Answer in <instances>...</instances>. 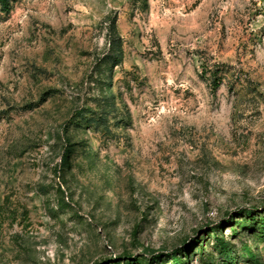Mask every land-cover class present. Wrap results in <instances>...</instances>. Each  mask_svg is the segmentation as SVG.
Masks as SVG:
<instances>
[{
	"label": "rangeland",
	"instance_id": "obj_1",
	"mask_svg": "<svg viewBox=\"0 0 264 264\" xmlns=\"http://www.w3.org/2000/svg\"><path fill=\"white\" fill-rule=\"evenodd\" d=\"M144 6L0 9V264H264V0Z\"/></svg>",
	"mask_w": 264,
	"mask_h": 264
},
{
	"label": "trees",
	"instance_id": "obj_2",
	"mask_svg": "<svg viewBox=\"0 0 264 264\" xmlns=\"http://www.w3.org/2000/svg\"><path fill=\"white\" fill-rule=\"evenodd\" d=\"M14 0H0V9L3 13L9 14L12 10ZM144 3V7H148L149 0H142ZM109 43H110V51L105 57V62L107 64H111V70H114L115 67L119 66L123 62V40L122 36L118 30L116 20H113L110 28H109ZM213 88L216 90L221 85V78L216 74L212 81ZM262 223L264 224V218ZM224 246V245H223ZM248 248V247H247ZM248 253L252 257V259H256V254H254L249 248ZM172 255V260L175 264H186L185 261L181 257H179L180 253L174 252ZM157 259H161V257H156Z\"/></svg>",
	"mask_w": 264,
	"mask_h": 264
}]
</instances>
